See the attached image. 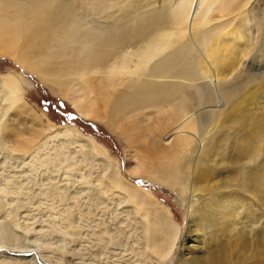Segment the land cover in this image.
<instances>
[{
  "label": "bare ground",
  "instance_id": "bare-ground-1",
  "mask_svg": "<svg viewBox=\"0 0 264 264\" xmlns=\"http://www.w3.org/2000/svg\"><path fill=\"white\" fill-rule=\"evenodd\" d=\"M197 1L199 5L201 4V9H198L200 7L197 8V5L196 8L199 11L201 10V12L200 14L194 12L197 13V15L194 16L193 8ZM249 1L250 0H242L241 2L239 0H178L174 7L169 8V10H163L164 13L158 11V13H162L160 16L157 14L146 19V17H143L144 15L142 14V16L140 13L139 16L132 17L128 21L125 19L126 22H123L124 24L122 25L117 24L110 28L98 29L95 25L84 23V18L82 19V16L80 17L74 10L72 11L71 7H69L64 0H0L1 55L8 56L10 59L17 62V64L24 66L26 71L36 75L38 78L49 81L53 79V83L56 84L55 77L57 79L59 74H63L67 71L58 69L54 71V73L53 71L48 73L46 67L53 61V63L57 64V61L69 58L72 52L74 58L76 57L78 60L75 65H77L79 71H74L77 76H83L85 73H115L125 78L127 77V80L125 79V84L124 82L122 84L124 86H122L123 89L121 94H119L117 99L114 97L111 101L109 100V106L113 108L114 106L118 107V104L124 106L127 103L128 105H132L134 101L136 104H133L135 105L133 109L143 110L140 113H143L145 109L150 107L153 108L152 110H154V108H156V110L158 109L157 111H159L162 117L158 115L159 117L157 118H160V120L163 118V120L161 122L162 128L160 131L157 130L160 132V141L164 143V146L169 144L177 135L181 137L183 136L181 134H189V136L193 138L191 139L193 140L191 141L192 143L189 145L188 155L179 159L175 158L178 159L177 162L174 161L176 162L175 167L171 168L169 166L171 164L169 163L164 165L161 164L162 166L159 167H149L147 166L148 163L149 165L156 164L152 163L154 162L152 161V157L157 153L160 147L158 142L154 141L156 139L148 140V137L150 138V131L148 130V132L144 127L145 130L143 129L141 138L135 141V143L139 144H137L138 146L136 145V150L134 151V148L132 151L135 154H131L129 158L127 157L130 164H134L135 167L132 169H134L135 172L128 168L129 166H126L125 170L128 173L131 172L134 174L140 168L139 170H142V173L138 176L139 178L141 177L147 180L149 184L174 190L177 196L180 197V204L184 210L186 222L185 228L179 237L177 236L178 234H175L176 228L173 220L169 218V216H171L168 215L169 213H166L168 218H161L160 216L162 214L158 217V215L156 216L155 213L152 212L158 208L157 206L162 205H156L157 208L154 206L155 210H152V205H150V208L148 207L147 209L146 205L148 202L145 205L143 199L146 200V196H151V194L147 190H143L133 184H126L125 181H122V179L118 177L119 171L118 173L116 172V164L112 163L105 154V151H103L93 139L82 136L73 127H51L40 133L36 129L30 127L28 129V126H26L27 130L24 132L27 133H20L21 135L16 137L15 141L10 142L12 145L11 148L8 151L5 149L8 157L25 161V152L32 148L33 143L36 142L37 139L39 144L38 146L36 145V149L34 148L35 151L33 149L34 154L31 153L32 155L28 158L31 159L33 163L34 161H39L43 148L44 151L52 148V151H50L54 154V164L57 163L58 159L59 161L66 159L64 149H67L71 155L74 154L77 157L83 158L86 155L84 151L87 150L89 156L86 157H91L92 160L104 166L103 171L99 174V180L97 179L96 182H101L104 175L107 174L106 172H109V175L105 176L111 180L110 183L112 184L114 195L112 198L117 199V201L120 200V198H124L128 200V203L134 201L135 209H132L135 210L137 214L140 213L143 219L144 224H141V226L144 225L143 227H145V230H143L145 235L142 243L143 247L141 248H143V252L146 251L147 253L148 251L149 253L148 256H145L147 261L138 260L134 264H162V261L168 257L171 252L173 253L170 256V260L175 256L173 264H264V70H261L259 67L264 65V43L259 44V46H257L258 49L254 50L252 55L254 58L253 64L256 66L254 69H257L259 72L247 74L246 77L243 76V73V75L239 73L243 77V79H239L241 83L238 81L239 84L232 86L231 81L237 80V76L234 74L236 73L237 75L240 71L241 61H244V59L249 56L254 36L252 38L248 36V21L244 19L241 13L233 19L230 18L223 26H211V28L209 26V13L213 6L216 7L212 10L219 13L218 15H220L221 18H229L246 7ZM239 2L241 5H237ZM110 9L111 7L108 8V10ZM147 16H149V13ZM260 18H263V16ZM39 19H42V21L36 23ZM253 20L255 21L256 19ZM261 23L262 22H258V25ZM163 24L165 28L159 26ZM156 25L160 28L163 27V29H156ZM167 25H169V28H166ZM211 25H213V23H211ZM185 26H189L188 33L185 32ZM207 26L208 28H206ZM167 29H173L174 32H170ZM32 30H34V32L38 31L39 34L41 33L40 36H44L45 34H47V36L41 41L39 39L40 37L36 42H31V40H29V48H23L21 51L16 52L15 39H22L18 37L21 34L24 36V32L29 34V31ZM260 31L261 29L257 33L260 34ZM185 33L190 39L184 47L179 45L180 47L176 48L177 41L175 42L172 39L177 38L180 42L183 36L184 38L187 36ZM258 38H260L259 35ZM136 39L138 41L133 42ZM54 43L59 44V46L63 48H69L71 50L70 54L67 55L65 52H62L63 49H58L59 51L55 53L53 50V53L49 55L48 53L51 52L52 49L51 45L54 46ZM137 44H140V46H137ZM25 46L27 47V45ZM129 48H131V50H128ZM120 49H122V52H119ZM168 49H171L170 51L172 52L169 53L168 51V55L162 56ZM192 53L195 54L191 60L189 58L187 60V55H192ZM109 58L115 60L112 61L114 64H108ZM69 63L70 62H68V65ZM74 67L72 65V68ZM196 69L202 71V74H200L202 75L201 78L193 75V73L196 74ZM71 70L73 69L70 68L68 72ZM244 71H246V69ZM246 73H248V71ZM200 79H209V81L215 82V84H226L227 86L231 85V87L223 91L220 90L222 92H220V88H218L220 97H214L215 102H213L210 101L211 95L209 92L203 93L205 91H201V89L198 88L196 81ZM21 82L23 81L21 80L20 83ZM17 84V81L10 75L0 77V123L4 114L10 115L11 113L13 116L10 118V121L15 123L19 122L21 118L19 115H21L20 111L24 106L21 101L22 99L19 97V85ZM88 85L90 84H87V86ZM87 88H89V86ZM216 91L217 90H215V93H217ZM203 100L213 102L214 105L212 106L215 108L212 110L209 118L203 115L206 119H203L202 116V120H199L202 113L200 112L201 115L199 113L200 116H198L199 110H197V107L204 106L201 104ZM193 102H198L199 105L195 103L197 107L195 105L192 106ZM76 103L73 105L77 106ZM212 106L211 109H213ZM78 111L86 117L90 114L79 106ZM161 111L164 113L167 112L168 116L163 117L166 114L162 115ZM206 111L208 110H205L204 113H206ZM207 114L208 112L206 115ZM23 118L25 120V117H22V119ZM153 121L155 120L153 119ZM157 124L156 127L159 126ZM153 130L157 132L155 128ZM187 130H191L194 133L188 132ZM14 133L15 135L18 134L16 130H14ZM157 134L159 133L157 132ZM187 138L188 137H185L184 139L187 140ZM184 143L187 145L186 143L188 142ZM3 144V140L0 139V151L3 150ZM70 146H74L73 151L69 150ZM167 150L166 148V151ZM1 152L3 153V151ZM174 152H176V150ZM177 152L172 156L176 157V154H178ZM162 156L164 157V155ZM180 156L183 155L181 154ZM49 157L50 155L46 154L47 164H51L52 166L53 163L50 161ZM55 157L56 159L57 157L59 158L56 160ZM155 157H157V155L154 156V159ZM173 158L169 157L171 160ZM6 159L4 156L3 160L6 161ZM70 161L72 160L70 159ZM150 161H152L151 164ZM166 162L163 161V163ZM126 163L128 164V162ZM16 164H19V162ZM59 166L61 167L62 165ZM46 168L49 167L46 166ZM61 168L64 170V167ZM138 171L137 174H139ZM12 174L13 173H11V178ZM71 174H69V176ZM67 176L68 174L65 176L66 179H69L70 177ZM1 178L4 177L1 176ZM6 178L8 177L6 176ZM20 179L19 177V180ZM22 179L25 180V178ZM63 180H65V178ZM13 181L15 182L14 179ZM78 182L81 181L78 180ZM95 183H92V185L95 186ZM23 185H25V183ZM88 185L90 186V182ZM5 186H7V184L5 185L4 183L3 187ZM94 186V193H96L94 195H97L95 197L100 199V197L106 194L99 185ZM85 188L87 189L88 186H85ZM5 190H7V188ZM5 190H3V192ZM62 190L63 189H61V191ZM16 191L17 190H15V192ZM55 191L58 192L56 189ZM18 192L20 193V190L16 193ZM82 192V194H84L83 190ZM90 192L92 193L93 190L91 189ZM0 194L2 193L0 192ZM143 196H145V198H142ZM98 198L92 199L93 203H97ZM105 199L106 198L103 200ZM107 200L106 202H108ZM25 210L27 209L25 208ZM161 210L162 211L157 212H164L163 209ZM58 213H60V216L61 211ZM136 217H134V219H136ZM53 221H55L54 217ZM136 222L138 223V221ZM15 225L13 229H10L0 222V250L15 255L20 254L22 257L28 258L27 255L40 250L39 246L36 245L37 242L35 240V243H32V239L29 241L27 236H24L25 232H27V229L25 230V227H23L24 225L22 227ZM70 226L71 222H69L68 228ZM177 230L179 229L177 228ZM174 234L178 237L177 242ZM48 251L50 252V250ZM146 253L144 254L146 255ZM0 264H6V262L2 261Z\"/></svg>",
  "mask_w": 264,
  "mask_h": 264
},
{
  "label": "rangeland",
  "instance_id": "rangeland-1",
  "mask_svg": "<svg viewBox=\"0 0 264 264\" xmlns=\"http://www.w3.org/2000/svg\"><path fill=\"white\" fill-rule=\"evenodd\" d=\"M64 1H66L68 6L71 7L72 11L74 10V12L77 15H79L80 17L82 16V19L84 18V23L95 25L98 27V29L99 28L104 29L107 27L110 28L117 24L122 25L126 22V20L128 21L132 17L139 16L140 13L141 15L143 14L144 16L143 15L142 16L146 17V19L149 17H153L154 15H157V14L160 16L162 15V13H164L165 10H169V8L174 7V5H176L178 2V0H88V1L87 0H64ZM239 1L241 2L242 0H239ZM240 2L237 5H241ZM196 5H197V8L200 7L198 9H201V6H200L201 4L199 5L198 1L197 3L195 2L194 8H193L194 9L193 15L195 14L194 16L197 15V13H194V12H198V14H200L201 12V10L199 11L196 8ZM110 7L111 9L108 10V8ZM215 7L216 6H213L209 13L210 28L211 26L212 27H217L219 25L223 26L224 23H226V21H228L230 18L233 19L239 16V14L241 13L243 14L244 19L248 21L247 22L248 36L251 38L254 36V41L251 44L252 48L249 53V56L246 57L244 61H241L242 64L240 63L241 68L238 74L237 75L236 73L234 74L235 76H237L236 77L237 80L231 81V85L235 86L239 84L238 81L243 79L241 75L244 74L243 76L246 77L247 74L259 72L257 69H254L256 66L253 64L254 58L252 55L254 53V50L258 49L257 46H259V44L261 43H264V40H263L264 38L263 37L264 36V25H263L264 24V19H263L264 18V11H263L264 10L263 9L264 0H250L249 4L246 7H244L241 11L233 14L229 18L228 17L221 18L220 15H218L219 13H216L213 11ZM158 11L160 12L162 11V13L160 12L158 13ZM151 12L154 14H152ZM148 13H149V16H147ZM261 15L263 16V18H260L262 17ZM253 19H256V20L254 21ZM40 21H42V19L37 20L36 23ZM258 22H262V23L258 25ZM211 23H213V25H211ZM159 26L164 27V24L159 25ZM159 26L156 25L155 28L157 27L156 29L162 30L163 27L160 28ZM185 27L187 28V30L185 28V32L188 33L189 26H185ZM166 28H169V25H167ZM206 28H208V26ZM260 29H261L260 32L263 33V34L260 33L262 36L259 33H257ZM169 31L174 32L173 29ZM24 34L26 35V36L24 35L25 37L22 36L21 34L18 38H22V39H15L14 41L15 46H16L15 47L16 52L21 51L23 48H26V49L29 48L30 47L28 45L29 40H31V42L32 41L36 42V40L40 37L39 39L41 41V40H44L45 36H47V34H45L44 36L43 35L40 36L41 33L39 34L38 31L34 32V30L29 31V34H26L25 32ZM185 35L187 34L185 33ZM258 35L260 36V38H258ZM187 37L188 35L185 36V38L183 36L184 39L182 38V41L180 42H179V39L177 40V38L172 39L175 42L177 41L176 42L177 45L175 47L176 48H179L180 46L184 47L187 41L190 39L189 37L188 38ZM136 41L138 40L136 39L133 42H136ZM25 45H27V47ZM137 46H140V44H137ZM51 48H52L51 52L48 53L49 55L53 53V50L56 53V51L63 49L62 52H65V54L67 55H69L71 52L69 48H66V47L63 48L59 46V44L57 43H54V46L51 45ZM128 50H131V48H129ZM170 50L171 49L166 50V52L162 56H166L169 53H171L172 51ZM168 51L169 53H167ZM119 52H122V49H120ZM194 54L192 53V55H189L191 57H189L186 54L187 60L188 58L191 60ZM75 58L71 52V55L69 56V58H65L64 60L57 61V64L53 63L54 62L53 61L50 65L46 67V70L48 71V73L51 71H53L54 73V71L58 69L67 71V72H64L63 74L62 73L59 74L58 75L59 77L57 76V79L55 77V80H56L55 81L56 84H55L53 83L54 82L53 79L50 81L46 79L42 80L38 78L36 75L26 71L24 69L25 68L24 66L17 64V62L10 59L8 56H3L0 54V77L4 75H10L11 77L15 79V81H17L18 83L17 85H19V93H20L19 97L22 99L21 101L24 106L23 107L24 109L22 108V110L20 111L21 115L19 116L21 118L19 119V122L15 123V122L10 121V118H12L13 116L10 113V115L4 114L2 121L0 123V139H2L4 142V144L2 145L3 150H1L3 151V153L0 151V170H3V171H0V185H2L0 186V189H1L0 192L2 193L0 194V200H2L0 201V222L2 225H5L7 226V228L9 227L10 229H13L16 223L17 224L15 226L22 227L24 225L23 227H25V230L27 229V232H28V233L25 232L24 236H27L29 241H31L30 239H32V243H35L34 242L35 240L37 242L36 245L39 246V249H40L36 251L35 253H31L30 255H27L28 258L22 257L20 254L15 255L13 253L0 250V262L5 261L6 264H125V263L134 264L138 260L147 261V258L145 256H148V253H149L148 251L147 253L146 251L143 252L144 250H142L143 248H141L143 247L142 243H143V239L145 235L143 230H145V227H143L144 225L141 226V224H144V222L140 216V213L137 214L135 210H133L135 209L134 201L133 202L129 201L130 203H128V200L124 198L123 199L120 198L121 201L123 200L122 202L120 200L117 201V199L112 198L114 197V195H113L112 184L110 183L111 180L108 177H106L109 175V172H106L107 174H105L106 176L104 175V178L101 180V182L99 183L96 182L97 179L99 180L98 178L99 174L103 171L104 166L92 160L91 157H89L90 159L86 157V156H89L88 154L89 152H87V150L84 151L86 155L83 158V157H77L74 154L71 155V153L67 149H64L66 159L59 161L58 159L59 157H57L58 161L56 164H54V154L51 152L52 148L50 149L51 151L50 150L44 151V148H43L41 151V156H40L39 161H34L33 163L31 162L32 160L28 158L32 154H34L33 149L37 147L39 144V142H37L38 141L37 139L36 142H34L35 144L33 143L32 148H30V150L25 152L26 154L25 161L15 160V159H11L10 157H8V154L6 151H8L12 146L10 142L15 141V138L21 135L20 133L22 132L27 133V132H24L25 130H27L26 126H28V129L29 127L34 128L40 133H42V131H45L51 127L54 128V127L70 126V127L75 128L78 131V133L81 134L82 136L93 139L95 143L103 151H105V154L107 155V157H109L112 163L116 164V170H117L116 172L118 173L119 171L118 177L121 178L122 181H125L126 184L127 183L133 184L143 190H147L151 194L152 197L147 195L146 200L143 199V201L145 202L144 203L145 205L148 202V204L146 205L147 209L148 207L150 208V205H152L151 206L152 210H155L156 205H162V206H157L158 208L156 207L157 208L155 210L156 212L155 211H152V212H154L156 216L158 215V217L160 216V214H162L160 216L161 218H165V217L168 218L166 213H169L168 215H171L169 216V218H171L174 222V226L176 228L175 234L176 235L178 234L177 235L178 237L185 228L186 219H185L184 210L180 204L181 203L180 197L177 196L174 190H171L167 187H161V186L149 184L147 180H144L141 177L139 178L138 176L140 175V173H142V170L141 171L139 170L140 168L138 169L139 171L137 170L139 174H137V171L136 173H134L136 175L132 174L131 172L128 173L125 170H126V166L127 167L129 166L128 168L130 169L135 167L134 164L132 163L130 164V161L127 159V157L129 158L131 154H135L134 152H132L134 148H135L134 151L137 148L136 145L138 143H135V141L138 140V138H141L144 127L147 129V131L148 130L150 131L149 133L150 138L148 137V140L150 141V140L156 139L154 141L158 142L159 147H160L158 148L157 153L154 154L152 157L153 158L152 161L154 162L150 161V164L151 162L156 163V164L149 165L148 163L147 166L149 167H159L167 163L171 164L169 165L171 168L175 167V164L179 158L186 157L188 155L189 145L192 143L191 141L193 140L191 139L193 138L189 136V134H181L183 136L179 135L181 137H178L177 135L171 141L173 144L170 142L169 144H167L168 147L167 145L164 146V143L160 141V132H159L160 129L162 128L161 122L163 118H161V120L160 118H157L161 116L159 111H157L158 109L156 110V108H154V110H152L153 108L150 107L148 108L150 110L145 109L143 113H140L143 110L133 109L135 106L133 104H136V102L134 101L132 105L131 104L128 105L127 103L124 106H121V104H118L117 105L118 107L114 106L113 108L109 106V100L111 101L112 99H114V97L117 99L119 94H121V91L123 89L122 86H124L122 84L123 82L125 84L127 77L125 78L122 75L115 74V73L114 74L113 73H110V74L90 73L91 75L85 73L84 74L85 76L84 75L77 76V74L74 73V71L75 72L79 71L78 70L79 68L77 69V65H75L77 64L76 62H78L77 58L76 59ZM112 61H115V60H112L111 58H109L108 64L109 63L114 64L112 63ZM68 62H70L69 65H68ZM72 65L73 67L74 66L75 67L72 68ZM259 67L261 68V70H264V65L263 66L261 65ZM70 68L73 69L70 71L71 73L68 72ZM245 69L246 71H244ZM247 71L248 73H246ZM200 74H202V71L200 70H197L196 74L193 73V75L201 78L202 75ZM239 77H242V78H239ZM21 80L23 82L20 83ZM87 84H90L91 87L90 85H88L89 88H87L88 87ZM196 84L198 88L201 89V91L202 90L205 91L203 93H206V92L210 93L211 95L210 101H213V102H215V98L220 97V94H219L220 92L231 87V85L227 86L226 84H220V83L215 84V82L213 83L209 81V79L208 80L200 79L196 81ZM214 87L217 89H215ZM218 88H220L219 91L220 90L222 91L218 92ZM215 90H217L216 91L217 93H215ZM75 101L76 102L80 101V102L76 103ZM210 101L203 100L201 104L204 106H198V107L195 104L197 103V105H199L198 102L192 103V106L195 105L197 107V110H199L198 116H200L202 113V115L199 117L200 118L199 120H202L203 115L205 117L207 116L206 118L210 117L212 110H214L215 108L214 106H212L214 105V103ZM75 103L77 104V106L73 105ZM78 106L81 109L88 111L87 113L88 114L90 113L88 115L89 117L88 116L86 117L85 115L79 113L80 111H78ZM211 106L213 107V109H211ZM205 110H208L206 111V113L208 112L209 115L208 114L206 115V113H204ZM161 114L162 115L166 114L163 117L168 116L167 112L164 113L161 111ZM204 116H203V119H206L204 118ZM22 117H25V120L24 118L22 119ZM153 119L155 121H153ZM157 121H158V124H157ZM156 124L159 125L158 127L160 128L156 127ZM153 127L156 129V131L159 134H157V132L153 130L154 129ZM14 130H16L18 134L15 135ZM187 131L194 133L191 130L190 131L187 130ZM185 137H188L187 140L184 139ZM179 140L182 142H180ZM184 142H188L189 144L186 143L187 145H185ZM177 144H178V147H177ZM73 147L70 146L69 150L73 151L74 150ZM165 147L168 149L167 151ZM169 147H171L172 149ZM174 147H177V148H174ZM175 150L176 152L179 150L177 152L178 154H176V157L172 156L176 153L174 152ZM46 154L50 155L49 158H50V161L53 163L52 166L51 164H47ZM179 154L180 155L182 154L183 156H180ZM156 155L158 158L155 157L154 159V156ZM162 155H164V157ZM4 156H5V159L7 157L6 161L3 160ZM169 157L170 158L174 157V158L171 160L169 159ZM175 158H178V159H175ZM70 159L73 162L70 161ZM163 161L166 163H163ZM17 162H19V164H16ZM126 162H128V164ZM71 163H73L74 165ZM43 165L45 168L43 167ZM59 165H62L61 167H64V170ZM46 166L49 168H46ZM8 167L9 168L12 167V168L9 169ZM30 167L33 169H31ZM6 170H7V174H6ZM22 170H23V173L25 174V177H24V174L22 173ZM132 171H134V169H132ZM11 173H13L12 178H11ZM67 174H68L67 177H70L71 179L70 178L66 179L65 176ZM69 174H71L73 177L71 175L69 176ZM4 175H6L8 178H6V176ZM1 176L4 178H1ZM19 177L21 178L20 180H19ZM77 177H79L80 179ZM22 178H25V180ZM64 178L65 180H63ZM13 179L15 180V182L13 181ZM78 180H80L81 182H78ZM89 182H90V186L88 185ZM4 183L5 185L7 184V186L3 187ZM24 183L25 185H23ZM79 183L81 184L83 183L82 184L83 186ZM92 183H95L96 184L95 186L99 185V187L106 193L105 195L100 197V199L102 198L101 201L98 197H95L97 195H94L96 193H94L95 189H93L94 185H92ZM84 184L86 187L88 186L87 189L85 188ZM79 186H82V187H79ZM89 187H90V190L91 189L93 190L92 193L90 192ZM6 188L7 190H5ZM55 189L59 193L56 192ZM61 189L63 190L61 191ZM3 190H5L6 192L4 191L5 192L4 193ZM15 190L17 191L20 190V193L19 192L16 193L17 191L15 192ZM82 190L84 191V194H82L83 193ZM74 191H76L77 193L79 192L80 194L79 193L77 194ZM149 197H151L153 200ZM25 198L27 201L25 200ZM95 198L99 199V200L97 199L98 201L97 203H93L92 201V199H95ZM104 198L106 199L103 200ZM108 198L110 199V201ZM142 198H145V196H143ZM147 198H149L152 203ZM106 200L108 202H106ZM63 201H66V202H63ZM24 207L28 210V212L27 210H25ZM161 209H163L164 212H157V211H162ZM60 211H61V215L59 216L60 213L58 212ZM133 216L136 217V219H134ZM53 217L55 221H53ZM135 220L138 221V223ZM139 221L143 223H140ZM69 222H71V226L68 228ZM177 228L179 230H177ZM177 236H176V242L178 239ZM23 238H26V237H23ZM7 247L10 248L9 246ZM48 250H50V252ZM144 253H146V255ZM172 253L173 252H171L170 255H168V257H166L162 261V264H173L174 263L175 256H173L172 259L170 260V256L172 255Z\"/></svg>",
  "mask_w": 264,
  "mask_h": 264
}]
</instances>
